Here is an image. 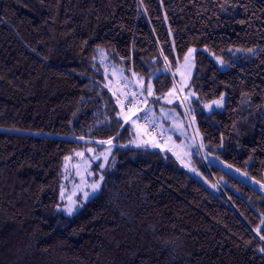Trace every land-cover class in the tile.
Returning <instances> with one entry per match:
<instances>
[{"label":"trees","instance_id":"1","mask_svg":"<svg viewBox=\"0 0 264 264\" xmlns=\"http://www.w3.org/2000/svg\"><path fill=\"white\" fill-rule=\"evenodd\" d=\"M192 47L196 172L132 145L107 84L135 74L154 108ZM263 106L264 0H0V264H264ZM109 140L101 190L64 213L65 159Z\"/></svg>","mask_w":264,"mask_h":264},{"label":"rangeland","instance_id":"2","mask_svg":"<svg viewBox=\"0 0 264 264\" xmlns=\"http://www.w3.org/2000/svg\"><path fill=\"white\" fill-rule=\"evenodd\" d=\"M190 49H194L190 61L191 66L185 68L184 59L175 69V87L162 98V102L154 107L155 109L151 108L149 103L147 106V102L144 103L146 100H142L144 94L142 93L141 84L135 74L130 77L125 75L122 68L113 69L109 71L112 77L109 76L107 78V84L113 89L112 92L116 94L115 96L117 99L121 101L120 104L128 103L122 111V116L132 125L134 133L132 145H148L153 147V142H155L159 144V147L169 151L185 168L196 172L192 157L198 135L196 133L193 116L191 115V109L186 105V102L196 97L195 92L189 88L195 69L196 48L192 47ZM237 50L239 52H244L242 49L237 48ZM213 57L221 68L224 69L229 67V64L224 63L219 57L215 55H213ZM140 81L142 83V80ZM132 93L136 94V100L134 102L135 108L133 109L135 115L131 116V119H127L125 113L130 106L129 101L132 100ZM169 100H171V103L168 102ZM177 100L182 104L184 116L181 115L177 107L170 106V104L175 103ZM215 101H220L219 106L214 103ZM225 105L226 95L224 93L219 98L205 102L203 104V109L206 112H212L215 109H224ZM146 106L149 107L147 114L154 121L152 124H149L148 121L143 119L146 113L142 112V108ZM155 110L158 111L157 114H154ZM137 118L143 120V122ZM89 149H92V151H89ZM112 149V144H106L99 149L96 145L90 144L73 154V156L70 155L65 159L60 186L61 209L64 213L69 214L67 211L68 207H72V213L75 212L87 200L97 195L101 190L103 180L100 181L99 177L101 175L103 179L105 177L104 170L111 156ZM77 153H83V156H79ZM105 153L108 155L107 161L103 159L102 154ZM96 157H100V159ZM101 164H104L103 168L99 167ZM96 183H99L100 186L94 191L92 185ZM85 193H88V195L85 196Z\"/></svg>","mask_w":264,"mask_h":264},{"label":"snow or ice","instance_id":"3","mask_svg":"<svg viewBox=\"0 0 264 264\" xmlns=\"http://www.w3.org/2000/svg\"><path fill=\"white\" fill-rule=\"evenodd\" d=\"M193 52H194V49H189L188 54L184 57V59H185V65H184V67H185V68H189V67L191 66L190 61H191V56H192V53H193ZM114 95H115V93H114ZM147 95H148V96H152V95H153V91H152V86H151V84L148 85V88H147ZM125 98H127V97H125ZM186 99H187V97H186ZM135 100H136V94H135V93H132V100L129 101L130 106L128 107V111L125 113V117H126L127 119H131V116H134V115H135V112L133 111V109L135 108V103H134ZM146 102H147V101H144V103H146ZM168 102L171 103V100H169ZM118 103H121V101H120L119 99H118ZM214 103H216V104L219 106L220 101H215ZM123 110H124V109H123V107H122L121 111H123ZM143 119H144L145 121H148L149 124L154 123L153 119H152L147 113L144 115ZM101 143L111 144V140H109V141H101ZM152 146H153V147H159V144L153 142V145H152ZM89 151H92V149H89ZM109 151H110V150H109ZM77 155H79V156H83V153H77ZM102 155H103V159H104V161H107V160H108V155H107V153L102 154ZM96 158H97V159H100V157H96ZM99 167L103 168V167H104V164L99 165ZM99 180H100V181L103 180V176H102V175L99 177ZM99 186H100L99 183L93 184V185H92L93 190L95 191L97 188H99ZM87 195H88V193H85V196H87ZM67 211H68L69 214H71L72 211H73L72 207H68V208H67ZM261 239L264 240V236H261ZM261 251H264V249H261Z\"/></svg>","mask_w":264,"mask_h":264}]
</instances>
